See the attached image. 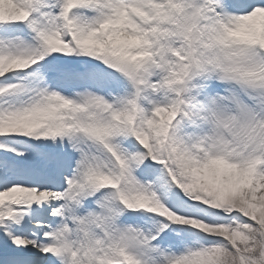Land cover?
<instances>
[{
    "label": "snow or ice",
    "instance_id": "snow-or-ice-1",
    "mask_svg": "<svg viewBox=\"0 0 264 264\" xmlns=\"http://www.w3.org/2000/svg\"><path fill=\"white\" fill-rule=\"evenodd\" d=\"M0 264H264V0H0Z\"/></svg>",
    "mask_w": 264,
    "mask_h": 264
}]
</instances>
